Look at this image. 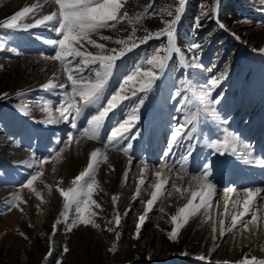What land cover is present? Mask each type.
<instances>
[{"label": "rangeland", "instance_id": "374dc122", "mask_svg": "<svg viewBox=\"0 0 264 264\" xmlns=\"http://www.w3.org/2000/svg\"><path fill=\"white\" fill-rule=\"evenodd\" d=\"M17 1L0 0V23L22 10ZM122 3V11H128L133 23L121 22L116 29L102 30L100 35L111 37L109 41L93 36L97 43H104L106 48L119 50L123 45L114 41L127 40L133 28H136L133 39L138 43L137 38L145 34V29L154 32L164 27L160 17L171 19L167 17V10L169 7L174 10L177 6L173 0H122ZM214 3L215 0H187L175 34L180 51L172 55L168 69L156 81L154 91L140 109L138 127L141 134L138 140L132 141L130 153L134 169L120 191L117 188L118 175L110 156L119 155L128 160L129 157L115 148L104 151L108 160L102 162L96 171L97 187L92 194V199L100 207L90 205V211L96 213L92 219L100 225L99 228L80 223L69 231L77 215L75 206L67 209L65 221L60 217V213L65 211L63 197L61 204H55L46 187L50 185L52 177L46 174L47 165L53 168L54 164L55 170L59 171L53 180L55 187L66 190L79 175L68 172L65 153L59 162L51 161V155L64 146V143L57 144L56 141L66 142L68 135H72L75 143L78 130L64 122L58 125L42 122L47 118L43 110L45 103L53 101L50 107L53 115L58 116L56 108L60 100L59 89L46 90L42 85L49 80L56 83L66 80L59 62L45 59L54 55V49L44 41L56 38V34L43 27L29 30L0 28V264H241L253 257L264 259V234L256 231L255 227L251 229L254 234L248 230L242 234L234 229L220 238L218 221L223 218L225 194L232 188L234 175L233 172H220L225 154L212 155L213 150L207 146L210 140L222 137L224 127L239 137L238 144L247 145L251 150L256 146V136L264 133V51H261L264 49V0H221L218 15L211 12ZM52 10L51 6H45L36 17L22 22L33 23L35 18ZM202 12L209 15L197 28L194 20ZM137 16H143L139 23L135 22ZM162 41L166 42V38L149 40L118 59L109 92L115 91L119 83L141 63L142 58ZM193 42L202 46L198 53L189 50ZM128 43L130 45L132 41ZM85 47L93 53L99 51L87 44ZM180 53H183L184 60L180 59ZM193 57H198L195 59L197 65H215L214 72L207 73L204 68H188L185 61H191ZM143 67L146 69L149 66L145 63ZM189 73L192 74L190 77ZM220 73H226L227 78L211 95L212 98L223 95L224 99L216 107L221 119L229 120L228 125H222L219 120L214 122L198 112L201 108L199 97L203 95L201 86L210 76ZM54 76L60 79L54 80ZM186 77L190 81L188 84L182 82ZM137 86L134 82L128 85ZM177 89L181 91V96L172 99ZM53 91L56 95L52 94ZM107 98L108 94L105 102ZM124 104L131 106L129 101ZM182 105L185 112H198L201 120L198 125L201 135L193 141L197 143V148L187 165L188 175H201L204 158L211 159L214 168L209 179L217 185L220 197L216 208L209 210L211 219L206 218L201 209L182 224L176 239H169L168 233L174 227L170 217L177 212L179 196L177 191L171 196L166 193L148 212L137 233L139 216L144 214L157 177L154 172H149L145 183L140 186L141 195L134 200L140 180L135 169L141 161L153 169L166 163L173 166L172 172L181 174L179 154L182 149L176 148L168 157L164 156V152L170 137V124H175V118L181 116L176 109ZM124 112L126 109H117L116 118L125 119ZM95 113L94 108L86 110L78 121V129L82 130L87 119ZM111 117L110 113L101 141L86 137L79 139L95 144L103 151L106 136L114 123ZM126 144L127 141L121 147ZM33 153L49 162L44 165V175L33 182V187L25 188L22 185L33 172L28 167L35 159ZM82 157V148H77L73 155L74 162H80ZM165 186L168 189L169 184ZM16 195L19 196L16 202L18 207L9 209L7 202ZM113 196L118 198L115 205L112 203ZM189 198V194L185 196L183 205ZM160 208L164 211L161 212ZM117 213L121 216L118 227L113 220ZM57 220L61 222L57 223ZM110 220L112 224H108ZM213 221L217 225L216 240L212 238ZM108 227L120 233L118 239L115 231H107ZM114 244L115 250L110 251ZM65 247L67 252H64Z\"/></svg>", "mask_w": 264, "mask_h": 264}, {"label": "snow or ice", "instance_id": "6c2138e0", "mask_svg": "<svg viewBox=\"0 0 264 264\" xmlns=\"http://www.w3.org/2000/svg\"><path fill=\"white\" fill-rule=\"evenodd\" d=\"M173 3L177 5L174 10L171 7L167 10V17L171 19H165L163 16L160 17L164 27L154 32L145 29V34L137 38L138 43L133 39L136 33V28H133L132 34L127 37V40L117 39L114 41L118 45H123L119 50L106 48L104 43H97V40L93 39V36H98L102 41H109L111 37L100 35L102 30L116 29L117 25L121 22L133 23V20L129 18L128 11L126 9L122 11L124 9L122 0H36L31 6L23 7L22 10L17 11L10 19L0 23V28L5 29L29 30L36 27H43L56 34V38L44 41L54 49V55L45 57V59L58 61L61 72L66 75V80L64 83H56L53 80H49L42 85V88L46 90H60V100L56 108L58 116L53 115L50 107L53 101L48 100L43 108L47 113V118L42 121L43 123L58 125L64 122L70 124L72 129L78 130L79 136L75 141L78 143L79 137H86L92 141H101L106 119L109 118L110 113L112 114L111 118L114 120L103 144V151L101 148H96L90 153V161L87 167L75 177L71 187H68L66 190L57 187L59 195L63 197V207L65 209L64 212L60 213V217L66 221L67 209L73 205L77 213L69 231L72 230V227L80 223L91 225L93 228L100 227L92 219L96 213L90 211V205L95 204L97 208L100 207L92 199V194L97 187L96 171L102 162H107L108 160L104 151L109 148H115L129 157V165L132 163L130 155L133 148L132 141L138 140L141 134L138 127L141 119L140 109L146 105L150 93L154 91L156 81L168 69L172 55L180 51L176 43L175 34L177 24L185 11L187 0H173ZM220 3L221 0H215L211 8L213 15H218ZM45 6H51L53 10L48 14L40 15L39 18H35L33 23L22 22L25 19L36 17ZM151 15H156V13H151ZM208 15V12H202L201 15H198L194 20L195 26L199 28L201 26L200 22L207 18ZM142 19L143 16H137L135 22L139 23ZM220 27H223V25H220ZM162 38H166V42L162 41L150 54L142 58L141 63L137 64L134 71L119 83L115 91L109 92L110 80L116 68V61L124 57L127 52L133 51L140 44H145L152 39L161 40ZM129 41H132L130 45L128 43ZM85 44L99 51L95 53L88 51ZM201 47L199 43L193 42L190 44L189 50L198 53ZM261 51H264V49ZM180 59H185L183 53H180ZM195 59H198V57H193L191 61H185L186 66L190 69L204 68V71L207 73L214 72L215 65L209 67H204L202 64L197 65ZM145 63L149 66L146 69L143 67ZM191 75L189 73L188 77ZM188 77L182 82L188 84L190 82ZM226 78V73L210 76L205 81V84L201 86L203 95L199 97L201 108L198 112L212 119L214 122L219 120L222 125H228L229 120L226 118L221 119L216 106L222 102L224 97L218 94L215 98H212L211 94ZM59 79V76H54V80ZM130 82H134L138 86L128 87ZM129 92L131 95H128ZM52 94L56 95V92L53 91ZM106 94H108V98L105 102ZM179 96H181V91L177 89L171 98L175 99ZM125 101H129L131 106L129 107V105L124 104ZM90 108H94L96 113L87 119L86 126L82 130L78 129V121L84 116L86 110ZM117 109H126V112H124L126 115L125 119L120 120L116 118ZM176 111L181 113V116L175 118V124H170V137L164 156L168 157L173 154L176 148L182 149L179 154V172L181 173L179 178L183 180L185 176H188L187 165L197 148V143H193V141L201 135L198 129L201 120L198 112H185L183 105L178 107ZM125 141H127L126 146L121 147ZM238 141L239 137L230 132L227 127H224L222 137L210 140L207 146L213 150L212 155H224L226 153L235 155L237 153ZM73 142L74 138L72 135H68L66 142L57 140V144L64 143V146L60 147L51 155V161L59 162L61 155L66 152ZM245 154L248 157H253V152L247 145H245ZM33 156L35 159L28 165V167L33 169V172L27 182L22 185L25 188L33 187V182L44 175V165L49 162L43 157L36 156L35 153H33ZM98 157H102L103 159L101 160ZM204 160L201 175L189 177V184L191 185L195 182L198 190L192 191L190 194L191 198L187 200V203L179 207L177 212L170 217V222L174 227L168 233L169 239H176L178 230L182 224L186 223L190 216L200 212L201 209L204 210L203 215L211 219L209 209L213 207L212 201L216 195L217 185L209 179L214 168L213 161L207 157ZM253 162L256 164L260 163L254 157L245 160V163ZM141 163L144 164L145 168L148 167L143 161ZM108 167L111 168L112 165L109 164ZM172 168L173 166L162 163L160 171H157L155 175L160 177L164 169L172 172ZM52 170L55 171L54 164ZM124 175L125 179H127L128 172L125 171ZM41 182L43 183V181ZM144 183V178H141L137 185L135 196L133 197L134 200L141 195L140 185ZM166 183L167 180H163L152 185L154 190L151 192V198L146 202L144 214L139 216V222L136 226L137 233H139L140 227L144 224L148 212L153 209L154 204L163 195L162 189ZM46 187L51 192V186L46 185ZM172 188L177 192L181 191L175 182L172 183ZM262 191L264 189L245 188L242 198L235 188L231 189L230 193L225 194L226 199L223 205L224 212L222 215L228 218L229 223L226 225L225 219H219L220 238H223L226 232L232 233L234 229L241 231L242 234L244 230H248L250 234H254L251 233V229L256 227L257 220L264 221V216H257V213L264 209V205L257 203L258 200H264V196L261 195ZM183 192L187 193L188 189L184 188ZM231 194H235L236 199L231 200ZM168 195L171 196L172 193L169 192ZM197 197H199V203H194ZM18 199L19 196L16 195L7 202L9 209L18 207L16 203ZM117 199L116 196L112 197V203L114 205ZM229 200H231V210L229 208ZM141 203H143V200H141ZM160 211L163 212L164 209L160 208ZM249 213H251V219H244ZM113 220L118 227L121 223L120 214H115ZM60 222V220H57V223ZM112 223L113 221H108V224ZM107 231L113 232L115 228L108 227ZM216 231L217 225L213 221V240L217 238L215 235ZM260 231L264 232V226L260 228ZM21 235L23 236L24 234L21 233ZM115 235L118 239L120 233L115 231ZM115 248L116 246L114 244L109 250L114 251ZM67 251L68 249L65 247L64 252ZM199 259L203 260L204 257H199ZM241 264H264V259H256L253 257L251 260L242 261Z\"/></svg>", "mask_w": 264, "mask_h": 264}, {"label": "bare ground", "instance_id": "6f19581e", "mask_svg": "<svg viewBox=\"0 0 264 264\" xmlns=\"http://www.w3.org/2000/svg\"><path fill=\"white\" fill-rule=\"evenodd\" d=\"M35 2L36 0H33V1L32 0H18L17 5H19V7L22 9L23 7L32 5ZM77 148H82L83 150V157L80 162H74V159H73L74 151H76ZM96 148H100V147H98L95 144L88 143L84 139H79L78 143L76 142L72 143L69 146V148L66 150L65 154L63 153L64 155H66L65 163H66V167L68 168V172H70L71 175H73L76 173L79 174L81 171H83L87 167V164L90 161V153L94 151ZM252 152H253V157L260 161L259 164H256L255 162L245 163V160L252 159L253 157H248L245 154L244 144L243 145L237 144V153L235 155L231 153H226L225 158L223 159L219 167L220 172H222L223 174H226V172H233L234 179L231 185L232 186L231 189L235 188L237 193L240 194L241 198L244 195L245 188L264 189V133L256 136V146L252 148ZM110 157H112L111 160L114 165L113 167L115 168V171L117 172V175H118V187L117 188L120 191L123 185L127 182V179H125V175H124L125 171L128 172V176H129V173L132 171V169H134V166H133V163L129 165V162H128L129 160L122 156H119V155L112 156L111 155ZM160 166L161 165L153 169L151 165L150 166L148 165V167L145 168L144 164L141 163L135 170H136V173L139 179L144 178V180L146 181L147 176L150 174L149 172L156 173L157 171H160ZM56 172H59V171L58 170L53 171L52 168L48 167L47 165L46 174L47 176H52L50 180V186H51L50 195L54 203L59 205L62 203V197L59 195V192L57 191V187H55L54 182H53V180L57 176ZM180 175L181 174H177L175 172H168L167 169H164L161 172L160 177H157L155 175L157 177L156 183L159 181L167 180L166 184H169L168 189H166L168 185L167 186H165L166 184L164 185V188L162 189L163 195H165L166 193L168 194L169 192L175 193L176 190L172 188L173 182H175L177 186L181 189V191L177 193L179 196V201L176 207V211L178 210L179 207L183 206V201L186 195L189 194V197L191 198L190 196L191 192L194 190H198L195 182H193L191 185L189 184V177L191 176L189 175L185 176L183 180H181L179 178ZM184 188L188 189L187 193L183 192ZM230 192L231 190L228 193ZM261 195L264 196V191H262ZM219 197L220 196H219V191L217 187L216 195L213 197V201H212L213 207L209 210L216 208L215 205ZM234 199H236V195L231 194V200H234ZM231 200H229L230 210H231ZM194 203H199V197L196 198ZM257 203L259 205H264V200H258ZM257 216L258 217L264 216V209L258 212ZM222 217L223 219H225V224L227 225L229 223L228 218H225L223 215ZM249 217H251V213L245 216L244 219L248 220ZM262 226H264V221H261L258 219L256 222V227H255L256 231L260 233L261 232L260 228ZM261 233L264 234V232H261Z\"/></svg>", "mask_w": 264, "mask_h": 264}]
</instances>
